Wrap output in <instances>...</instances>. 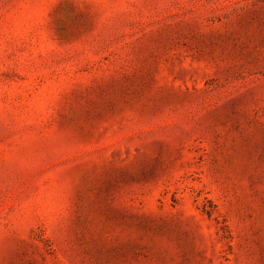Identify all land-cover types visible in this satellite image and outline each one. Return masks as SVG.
<instances>
[{
  "label": "rangeland",
  "instance_id": "374dc122",
  "mask_svg": "<svg viewBox=\"0 0 264 264\" xmlns=\"http://www.w3.org/2000/svg\"><path fill=\"white\" fill-rule=\"evenodd\" d=\"M0 264H264V0H0Z\"/></svg>",
  "mask_w": 264,
  "mask_h": 264
}]
</instances>
